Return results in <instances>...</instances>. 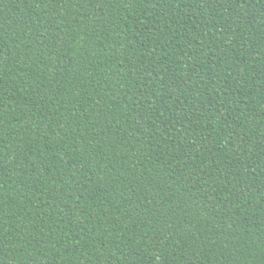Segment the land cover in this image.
Masks as SVG:
<instances>
[{
    "label": "trees",
    "instance_id": "trees-1",
    "mask_svg": "<svg viewBox=\"0 0 264 264\" xmlns=\"http://www.w3.org/2000/svg\"><path fill=\"white\" fill-rule=\"evenodd\" d=\"M0 264H264V0H0Z\"/></svg>",
    "mask_w": 264,
    "mask_h": 264
}]
</instances>
